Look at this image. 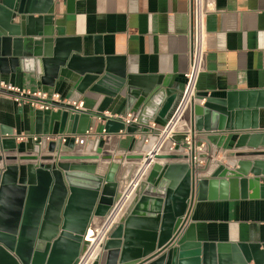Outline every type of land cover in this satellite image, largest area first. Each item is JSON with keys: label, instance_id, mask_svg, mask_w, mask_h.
<instances>
[{"label": "water", "instance_id": "95a60500", "mask_svg": "<svg viewBox=\"0 0 264 264\" xmlns=\"http://www.w3.org/2000/svg\"><path fill=\"white\" fill-rule=\"evenodd\" d=\"M52 6V0H0V73H16L18 67L24 70L32 62L41 80L45 75L69 73L72 53L68 39L53 28ZM99 52L78 71L79 89L105 94L99 111L125 98L127 110L139 114L142 124L125 126L107 119V132L147 130L157 114H167L177 98L167 79L127 74L115 69L109 58L104 61ZM213 107L211 100L193 106L192 129L223 134L221 147L227 133H237L233 151L227 155L230 163H220L212 177H201L193 154L184 163L173 161L179 155H158L135 205L111 230L90 264H264V243L205 241L184 246L190 227L185 223L196 198L264 197V158L242 159L264 156L260 149L264 148V130L259 129L257 109L235 110L231 95L217 108L219 112L212 111ZM91 113L66 109L45 113L32 108V132L53 133L58 121L61 133L69 126L72 132L83 133L91 127ZM248 113L252 119L245 121ZM11 134V129L0 126V264H74L86 244L83 238L91 218L105 216L115 201L120 162H112L104 175L98 174L99 163L64 162L68 158L62 154L60 141L29 137L27 177L21 183L22 157L7 154L17 150Z\"/></svg>", "mask_w": 264, "mask_h": 264}, {"label": "crops", "instance_id": "0c3cea01", "mask_svg": "<svg viewBox=\"0 0 264 264\" xmlns=\"http://www.w3.org/2000/svg\"><path fill=\"white\" fill-rule=\"evenodd\" d=\"M52 4L53 28L68 39L72 53L69 73L53 78L45 75V80H41V75H37V66L32 62L24 70L18 67L16 73H0V80L25 89L59 91L71 98L84 99L90 111L82 113L92 112V124L83 133L72 132L71 126L64 132L67 141L61 144V148L63 156L68 158L64 162L80 163L84 160L86 163H99L96 172L103 175L112 162H120L117 173L120 180L123 173L135 168L148 144L137 134L138 130L133 133L121 130L103 133L104 122L98 118L96 111H99L105 94L90 88L80 90L78 71L100 51L99 56L104 61L109 58L115 69L122 68L127 74L161 75L177 93L167 114H157L151 120L157 127H164L181 99L185 73L190 64L189 0H52ZM16 21H19V17ZM206 26L208 55L199 77L197 99L193 106L211 100L215 105L212 111L219 112L217 108L231 95L235 110L247 113L257 109L259 129L264 130V0H215L214 9L207 15ZM193 106L187 113L191 128ZM105 110L129 112L123 97L112 102ZM51 111L54 110L45 113ZM31 112L32 107L28 104L16 103L8 94L0 92V126L11 129V136L16 138L17 150L7 154L22 157L19 160L21 183H25L27 177L28 138L20 140L18 136L22 133L33 134ZM251 119L252 115L248 113L244 120ZM42 127L44 124L40 123L39 129ZM59 129L60 122L56 121L53 133H61ZM189 134L197 144L205 145L195 164L201 177H212L220 163H228L227 155L233 151L238 138L237 133H227L221 147L219 143L223 134L219 132L209 134L192 130ZM75 135H81L78 143ZM184 137V133H179L173 139L182 142ZM168 153L180 156L173 160L177 163L191 161V153L186 150L175 149ZM82 156L91 158L80 159ZM71 157L74 158L69 159ZM255 158L264 156L242 159ZM248 177H252V174ZM144 186L145 183L136 192L129 210L135 205ZM127 213L117 224L124 220ZM185 224L186 227L190 226L185 248L205 241L245 245L264 243V197L196 198ZM84 248L85 244L81 253Z\"/></svg>", "mask_w": 264, "mask_h": 264}, {"label": "built area", "instance_id": "2783aa9c", "mask_svg": "<svg viewBox=\"0 0 264 264\" xmlns=\"http://www.w3.org/2000/svg\"><path fill=\"white\" fill-rule=\"evenodd\" d=\"M189 5L191 20L190 64L185 73L186 80L181 99L172 117L164 127L159 128L154 121H151L146 125L147 130H138L137 134L143 139L144 143L148 144V148L139 158L135 168L127 170L120 177L119 191L109 212L103 217H94L90 222L84 234V240L86 241L85 248L75 264H90L98 256L102 244L111 230L117 225L123 215L128 212L136 192L145 183V178L150 168L158 161V155L168 153L169 150L183 149L194 155L193 162L196 164L200 159V153L204 152L205 145L197 144L192 135L189 134L193 129L190 127L191 123L187 118V113L196 102L199 77L206 65L208 55L207 15L214 9L215 0H189ZM0 92L8 94L16 103L28 104L32 108L43 111L56 109H66L72 113L90 111L84 99L71 98L59 91L48 92L41 88L34 90L25 89L10 82L0 80ZM96 112L98 118L103 122L107 119H114L123 122L125 126L141 124L139 114L132 112L117 113L110 110ZM106 132L103 129V133ZM179 133L185 134L184 141L182 142L173 139V136ZM29 137H32L34 141L46 138L48 141H60L61 144L67 141V136L64 133H33L31 135L22 133L18 136V139L25 140ZM80 140L81 135H75V141L78 143ZM91 227H97L95 240H90L88 237Z\"/></svg>", "mask_w": 264, "mask_h": 264}, {"label": "bare ground", "instance_id": "6f19581e", "mask_svg": "<svg viewBox=\"0 0 264 264\" xmlns=\"http://www.w3.org/2000/svg\"><path fill=\"white\" fill-rule=\"evenodd\" d=\"M190 205V204H189ZM190 207H191V205H190ZM96 233H97V227H91V230H90V232H89V234H88V237H89V239L90 240H94L95 238H96ZM94 254V253H93ZM95 255V254H94ZM94 255H93V257H94Z\"/></svg>", "mask_w": 264, "mask_h": 264}]
</instances>
